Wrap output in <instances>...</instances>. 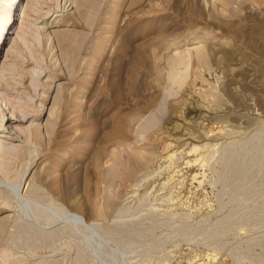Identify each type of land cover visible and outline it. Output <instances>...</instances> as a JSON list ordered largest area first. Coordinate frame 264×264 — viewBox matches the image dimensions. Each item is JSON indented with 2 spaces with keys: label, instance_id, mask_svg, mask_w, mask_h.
<instances>
[{
  "label": "rangeland",
  "instance_id": "rangeland-1",
  "mask_svg": "<svg viewBox=\"0 0 264 264\" xmlns=\"http://www.w3.org/2000/svg\"><path fill=\"white\" fill-rule=\"evenodd\" d=\"M0 105V264H264V0H0Z\"/></svg>",
  "mask_w": 264,
  "mask_h": 264
},
{
  "label": "bare ground",
  "instance_id": "bare-ground-1",
  "mask_svg": "<svg viewBox=\"0 0 264 264\" xmlns=\"http://www.w3.org/2000/svg\"><path fill=\"white\" fill-rule=\"evenodd\" d=\"M0 110H1V115L3 116V120H4V112H3V108L1 107V105H0ZM12 115H14L13 113H12ZM8 118V117H7ZM14 120H24V117L23 116H9V121H14ZM0 158H2V159H4V156H3V151H2V149L0 148ZM81 219V218H80ZM83 220V219H82ZM80 221V220H79Z\"/></svg>",
  "mask_w": 264,
  "mask_h": 264
}]
</instances>
